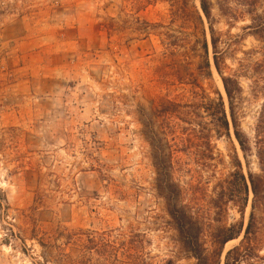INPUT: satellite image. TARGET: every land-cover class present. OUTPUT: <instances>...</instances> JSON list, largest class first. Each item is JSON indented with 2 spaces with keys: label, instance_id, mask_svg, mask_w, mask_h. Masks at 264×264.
Masks as SVG:
<instances>
[{
  "label": "rangeland",
  "instance_id": "374dc122",
  "mask_svg": "<svg viewBox=\"0 0 264 264\" xmlns=\"http://www.w3.org/2000/svg\"><path fill=\"white\" fill-rule=\"evenodd\" d=\"M200 1L5 0L11 6L0 17V264H197L170 216L165 172L156 167L142 113L154 116L157 147L167 149L178 141L166 137L172 122L160 112L170 103H197V87L211 98L223 94L214 66L212 79L197 70L196 41L203 29L211 38ZM212 4L225 70L261 59L264 43L247 29L252 16L232 21L217 0ZM241 82V121L250 132L261 101L251 98L249 79ZM174 149L178 205L202 225L212 254L219 229L249 220L252 195L243 216L233 206L226 216L214 208L237 157L247 173L243 154L234 136L213 138L211 147L196 141L190 152ZM241 240L225 247L221 264ZM126 246L133 252L126 254Z\"/></svg>",
  "mask_w": 264,
  "mask_h": 264
},
{
  "label": "trees",
  "instance_id": "16d2710c",
  "mask_svg": "<svg viewBox=\"0 0 264 264\" xmlns=\"http://www.w3.org/2000/svg\"><path fill=\"white\" fill-rule=\"evenodd\" d=\"M217 1L222 16L232 21L243 18L242 15L252 16L253 24L247 29H253L254 35L264 43V16L257 13L258 0ZM200 4L201 11L209 23L211 38L209 42L207 32L203 29L201 33L203 39L196 41L197 49H194L193 52L195 51V56L201 59L197 70L200 77L212 79L214 66L222 80L226 100L220 91L216 92L217 98H211L203 88L197 87L199 88L196 93L197 103L184 106L170 103L164 111L160 112L163 114L162 117L172 122L166 137L174 138V141H178V145H169L167 149L157 147L158 135L154 131V116L148 117L142 113L145 136L151 147L158 151L157 154H154L156 167L162 168L161 170L165 172L162 180L163 195L168 201L170 216L176 223L183 247L197 261V264H221L225 247L241 237V243L227 253L223 264H264V256L260 255L264 248V46L260 52L261 59L248 65L242 63L239 72L228 73L225 70V54L220 51L223 41L213 26L212 0H201ZM234 4L237 9L233 6ZM9 6L11 5L5 0H0V17L8 10ZM196 15L200 24L204 26L200 13L197 12ZM225 44L229 46L228 49L232 46L227 42ZM210 46L213 50L212 63ZM242 77L250 81L251 98L261 101L258 115L250 132L243 128L241 121L245 94L241 82ZM169 109H177V111ZM142 112H145L144 109ZM171 119H177L187 127ZM177 134H181L182 137L179 139ZM232 136L239 144L247 173H245L243 162L237 157L236 170L219 186L214 208L220 216H226L229 206H233L238 208L243 216L252 195L251 211L247 226L245 222L241 221L236 225L223 227L215 233L213 237L215 250L210 254L203 241V237L206 235L204 228L192 215L178 205L180 191L173 181L171 172L176 151L174 148L183 146L190 152L196 141L211 147L213 138L232 139ZM254 164L257 165V171L253 170ZM124 251L127 254L133 252V249L126 246Z\"/></svg>",
  "mask_w": 264,
  "mask_h": 264
},
{
  "label": "bare ground",
  "instance_id": "6f19581e",
  "mask_svg": "<svg viewBox=\"0 0 264 264\" xmlns=\"http://www.w3.org/2000/svg\"><path fill=\"white\" fill-rule=\"evenodd\" d=\"M220 86H221V89H222V91H223V94H224V87H223V84H222V81H220ZM235 241H232V242H230L228 245H227V247H229L232 243H234ZM227 251V250H226Z\"/></svg>",
  "mask_w": 264,
  "mask_h": 264
},
{
  "label": "water",
  "instance_id": "95a60500",
  "mask_svg": "<svg viewBox=\"0 0 264 264\" xmlns=\"http://www.w3.org/2000/svg\"><path fill=\"white\" fill-rule=\"evenodd\" d=\"M246 228V227H245Z\"/></svg>",
  "mask_w": 264,
  "mask_h": 264
}]
</instances>
